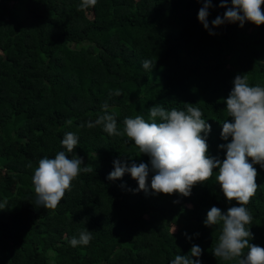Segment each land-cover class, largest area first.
Returning a JSON list of instances; mask_svg holds the SVG:
<instances>
[{
	"label": "trees",
	"instance_id": "16d2710c",
	"mask_svg": "<svg viewBox=\"0 0 264 264\" xmlns=\"http://www.w3.org/2000/svg\"><path fill=\"white\" fill-rule=\"evenodd\" d=\"M81 2L0 0V264H170L193 244L201 264H235L212 253L222 225H204L211 207L238 206L226 201L216 170L188 197L134 192L129 173L107 179L113 161L150 158L126 135L87 123L107 104L123 133L126 117L148 121L153 105L186 111L193 104L211 125L208 155L223 160L218 146L231 142L220 133L231 120L225 99L235 76L264 86V24L212 27L230 0L226 7L212 0L214 35L197 19V0H97L87 9ZM147 59L151 71L142 67ZM67 132L78 136L74 153L94 171L81 173L55 210L45 209L35 203L32 176L41 158L66 151ZM253 166L260 187L246 206L249 243L264 248V169ZM85 229L90 243L72 247L69 240Z\"/></svg>",
	"mask_w": 264,
	"mask_h": 264
},
{
	"label": "clouds",
	"instance_id": "9594fccd",
	"mask_svg": "<svg viewBox=\"0 0 264 264\" xmlns=\"http://www.w3.org/2000/svg\"><path fill=\"white\" fill-rule=\"evenodd\" d=\"M197 2L203 5L198 10V21L205 30H209V35H214L207 19L212 0ZM96 3L97 0H82L80 8L94 7ZM230 3L231 7H227L223 18L218 15L211 21L212 27L237 22L240 27L245 22L256 26L264 24V0H230ZM227 4L228 0H220L219 7H226ZM153 66L150 59L142 62L145 70L151 71ZM114 94L119 96L120 92ZM225 104L231 120L222 124L220 138L228 141L231 137V142L218 146L225 149L223 160L208 155L207 136L211 125L202 118L201 109L193 104H186V111L175 108L167 110L161 105H153L149 108L148 121L141 115L126 117L123 133L117 128L115 114H109L105 104L104 114L94 122H88L87 127L103 125V130L109 136L126 135L138 147L140 154L150 158L147 164L129 165L120 159L113 161V170L107 179L114 181L129 173L138 184L132 190L134 192L148 193L150 188L153 195L179 194L188 197L194 186L208 181L216 170L215 179L226 201H235L238 206L229 207L226 212L213 206L207 212L205 226L222 225L213 255L221 261H235V264H264V248L249 243L253 235L248 226L253 216L246 207L260 187L256 182L258 172L253 165L258 164L264 169V86H251L247 76L236 75ZM78 142L75 133L67 132L61 141L66 151L57 152L52 159L45 157L38 161L32 176L37 206L55 210L66 191H71L72 182L81 173L94 171L74 153ZM4 208L5 204H0V210ZM91 239V231L85 229L79 238L72 237L69 244L72 247L87 246ZM201 254L200 246L193 244L190 255H176L170 264H201Z\"/></svg>",
	"mask_w": 264,
	"mask_h": 264
}]
</instances>
